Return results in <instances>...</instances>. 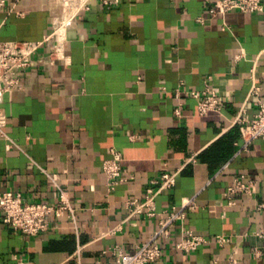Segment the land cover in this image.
Returning a JSON list of instances; mask_svg holds the SVG:
<instances>
[{
  "label": "crops",
  "instance_id": "crops-1",
  "mask_svg": "<svg viewBox=\"0 0 264 264\" xmlns=\"http://www.w3.org/2000/svg\"><path fill=\"white\" fill-rule=\"evenodd\" d=\"M216 1L119 0L106 7L88 0L73 18L63 58L21 74L22 89L3 100L0 192L53 204L65 193L75 222L66 212L51 218L49 232L29 237L4 225L0 213V264H117L116 246L133 253L165 217H130L127 200L143 201L166 172L177 173L176 186L156 198L157 212L195 198L196 208L174 231L210 243L183 253L174 236L163 242L157 264H228L231 256L264 264V237L256 235L264 234V140L242 151L236 123L243 109L249 118L257 112L252 76L264 100V14L210 18ZM1 2L4 42L43 40L62 12L61 0ZM48 58L44 49L35 59ZM207 86L223 109L200 116L189 93ZM114 151L134 179L108 195L103 164ZM239 175L255 182L254 198L227 196ZM217 236L230 244L219 248Z\"/></svg>",
  "mask_w": 264,
  "mask_h": 264
},
{
  "label": "built area",
  "instance_id": "built-area-1",
  "mask_svg": "<svg viewBox=\"0 0 264 264\" xmlns=\"http://www.w3.org/2000/svg\"><path fill=\"white\" fill-rule=\"evenodd\" d=\"M88 0H61L62 12L54 18V23L50 34L38 42H4L0 41V141L7 138L6 127L8 117L3 107L5 95H11L22 89L21 74L31 72L37 63L53 65L56 59L63 58L65 44L71 38V27L73 18L78 9L88 8ZM106 7L112 6L119 0H100ZM3 2L0 3L2 5ZM230 12H239L247 14H264V0H218L213 3L207 12L208 17L226 15ZM205 17L197 19L199 23H204ZM47 50L49 58L47 60H36L40 50ZM252 88L249 92V98L255 99L257 107L256 114L249 118L243 109L238 116L236 123L240 126L243 144L242 151L248 150L255 140H264V100L261 96V85L258 79L251 77ZM191 97L197 99L198 114L207 116L211 112H221L223 107L220 95L210 86H207L202 92H190ZM179 114V110L177 111ZM190 159L189 162H193ZM103 173L107 178V194L115 192L116 187L123 183L127 178L134 179L129 175L122 165V156L120 153L112 152V158L103 164ZM177 173H164L159 179L152 180L146 190V196L143 201L127 200L126 209L129 216L146 215L150 218L157 217L159 214L165 217L159 221L158 228L152 236L139 243L133 253H126L120 246L113 249V255L117 264H157L163 257V242L177 237L175 248L179 252L190 253L206 246L210 241L203 236L193 232L180 230L174 231V228L183 223L188 214L196 208L195 198L185 200L181 205L174 206L158 213L156 209V198L167 190L176 186ZM55 181V178H51ZM56 185V184H55ZM243 193L254 198L258 194L255 182L248 179L245 175H239L234 179L233 185L227 190V196H233ZM264 209V203L259 205ZM66 212L75 222V210L63 193V197L58 204L50 202H28L21 193L4 191L0 192V213L2 222L7 227L22 235L35 237L47 233L52 228L51 218H60ZM263 238V232L256 234ZM214 242L219 248H224L230 244L231 238L227 236H217ZM259 251L254 252V258H260ZM18 264H24L19 260ZM228 264H241L239 260L231 256Z\"/></svg>",
  "mask_w": 264,
  "mask_h": 264
}]
</instances>
